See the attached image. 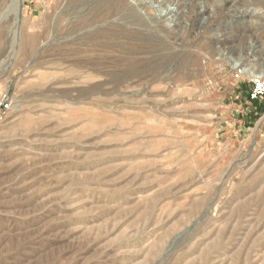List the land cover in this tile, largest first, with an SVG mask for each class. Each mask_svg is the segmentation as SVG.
I'll return each mask as SVG.
<instances>
[{
    "label": "rangeland",
    "instance_id": "1",
    "mask_svg": "<svg viewBox=\"0 0 264 264\" xmlns=\"http://www.w3.org/2000/svg\"><path fill=\"white\" fill-rule=\"evenodd\" d=\"M241 1L0 0V264H264V114L219 124L264 74Z\"/></svg>",
    "mask_w": 264,
    "mask_h": 264
},
{
    "label": "crops",
    "instance_id": "2",
    "mask_svg": "<svg viewBox=\"0 0 264 264\" xmlns=\"http://www.w3.org/2000/svg\"><path fill=\"white\" fill-rule=\"evenodd\" d=\"M262 114H264V101L250 102L244 98L237 104L221 109L220 130L229 139L241 138L251 129L255 118Z\"/></svg>",
    "mask_w": 264,
    "mask_h": 264
},
{
    "label": "bare ground",
    "instance_id": "3",
    "mask_svg": "<svg viewBox=\"0 0 264 264\" xmlns=\"http://www.w3.org/2000/svg\"><path fill=\"white\" fill-rule=\"evenodd\" d=\"M131 1V0H130ZM136 1V0H135ZM143 1V0H142ZM149 1V0H148ZM152 1V0H151ZM176 1V0H175ZM189 1V0H188ZM200 1V0H199ZM209 1V0H208ZM215 1V0H214ZM262 1V0H261ZM158 2V1H157ZM164 2H165V0H164ZM167 2H168V0H167ZM166 2V3H167ZM179 2H180V0H179ZM179 2H176V3H179ZM213 2V1H212ZM216 2H217V0H216ZM133 3V2H132ZM137 3V2H136ZM145 3V2H144ZM143 3V4H144ZM161 3H163V1L161 2ZM183 3V2H182ZM184 3H186V2H184ZM196 3V2H195ZM213 3H215V2H213ZM221 3V2H220ZM255 3V2H254ZM181 4V3H180ZM189 4V3H188ZM137 5V4H136ZM149 5V4H148ZM162 5V4H161ZM185 5V4H184ZM199 5V4H198ZM202 5V4H201ZM226 5V4H225ZM134 6V5H133ZM181 6V5H180ZM188 6V5H187ZM243 6H245V3L243 2V1H241V0H231V7L233 8V7H235V8H238V9H240V8H242ZM165 7V6H164ZM211 7V6H210ZM214 7V6H213ZM262 7V6H261ZM132 8V7H131ZM162 8H163V6H162ZM179 8V7H178ZM256 9L253 11V12H248V11H244V12H239V14H240V16H242V19H245L246 17H250V16H257L258 14H259V12L261 11V8H257V7H255ZM109 9V8H108ZM129 9V8H128ZM168 9H169V5H168ZM249 9V8H248ZM264 9V8H263ZM127 10V9H126ZM159 10H161V8L159 9ZM158 10V11H159ZM174 10V9H173ZM172 10V11H173ZM177 10V9H176ZM179 10V9H178ZM196 10V9H195ZM199 10V9H198ZM210 10V9H209ZM208 10V11H209ZM242 10V9H241ZM244 10H246V9H244ZM163 11V10H162ZM168 11V10H167ZM171 11V9H169V13H165V18H166V16L168 17V16H170V13L172 12ZM263 11V10H262ZM174 12H175V10H174ZM180 12V11H179ZM202 12L204 13L205 12V10L202 8L201 9V11H200V13L202 14ZM212 12V11H211ZM225 12V11H224ZM163 13V12H162ZM181 13V12H180ZM198 13V12H197ZM210 13V12H209ZM178 15V14H177ZM198 15V14H197ZM110 16V15H109ZM122 17V16H121ZM172 17V16H171ZM208 17V16H207ZM162 18V17H161ZM203 18V17H202ZM126 19V18H125ZM248 19V18H247ZM259 19V18H258ZM254 20V19H253ZM154 21V20H153ZM158 21V20H157ZM174 21V20H173ZM108 22V21H107ZM122 22V21H121ZM126 22V21H125ZM167 22V21H166ZM182 22V21H181ZM255 22V21H254ZM163 23V22H162ZM159 24V23H158ZM184 24V23H183ZM115 25V24H114ZM122 25V24H121ZM126 25V24H125ZM256 25H258V24H256ZM181 27V26H180ZM166 28V27H165ZM122 29H123V27H122ZM126 29V28H125ZM255 29H257L256 28V26H255ZM100 30V29H99ZM166 30V29H165ZM124 31V30H123ZM172 31V30H171ZM177 31V30H176ZM99 33V32H98ZM172 35V34H171ZM141 36V35H140ZM253 36H255L256 37V33H254L253 34ZM176 38V37H175ZM161 40V39H160ZM223 40V39H222ZM256 40V39H255ZM164 41V40H163ZM260 41H262V40H260ZM154 42V41H153ZM228 42V41H227ZM240 42V41H239ZM254 42V41H253ZM257 43V42H256ZM33 44H34V40H33ZM176 44V43H175ZM245 44V43H244ZM256 46V45H255ZM250 48H251V46H250ZM261 48V47H260ZM262 49V48H261ZM250 50H252V48L250 49ZM255 50H256V48H255ZM214 51V50H213ZM263 51V50H262ZM227 53V52H226ZM264 53V52H263ZM150 54V53H149ZM262 54V53H261ZM140 55V54H139ZM260 55V54H259ZM258 56V55H257ZM260 57H261V55H260ZM247 58V57H246ZM262 58H264V57H262ZM152 59V58H151ZM154 60V59H153ZM254 61H259L260 62V60L259 59H254ZM254 61H252V62H254ZM135 62V61H134ZM237 62V61H236ZM262 62H263V60H262ZM259 63V65L260 66H263L264 64L263 63ZM251 63H249V64H246V62H245V60L243 59V58H238V62L236 63V65H235V67L236 66H239V68L240 69H244V70H242L240 73L242 74V75H248V76H251L252 78L253 77H255V76H264V74H260V75H256L257 73H253V71L251 72L248 68H250L251 66H249ZM249 66V67H248ZM248 67V68H247ZM82 69H84V68H82ZM87 69V68H86ZM89 70L90 69H87V72H85V74H87L88 72H89ZM162 73V72H161ZM89 74V73H88ZM89 76V75H88ZM92 75H90L89 77H91ZM155 76V75H154ZM167 76V75H166ZM169 76V75H168ZM93 78H95V77H93ZM156 79V78H155ZM136 80V79H135ZM142 81V80H141ZM128 88H132V84H129L128 85ZM130 94V93H129ZM126 96H128V95H126ZM12 118V117H11Z\"/></svg>",
    "mask_w": 264,
    "mask_h": 264
},
{
    "label": "built area",
    "instance_id": "4",
    "mask_svg": "<svg viewBox=\"0 0 264 264\" xmlns=\"http://www.w3.org/2000/svg\"><path fill=\"white\" fill-rule=\"evenodd\" d=\"M264 101V76H255L251 79L249 101Z\"/></svg>",
    "mask_w": 264,
    "mask_h": 264
}]
</instances>
